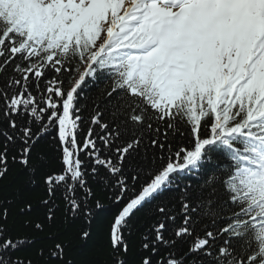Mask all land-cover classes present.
<instances>
[{
  "label": "snow or ice",
  "instance_id": "1",
  "mask_svg": "<svg viewBox=\"0 0 264 264\" xmlns=\"http://www.w3.org/2000/svg\"><path fill=\"white\" fill-rule=\"evenodd\" d=\"M0 264H264V0H0Z\"/></svg>",
  "mask_w": 264,
  "mask_h": 264
}]
</instances>
